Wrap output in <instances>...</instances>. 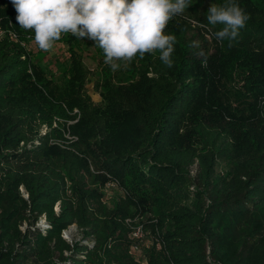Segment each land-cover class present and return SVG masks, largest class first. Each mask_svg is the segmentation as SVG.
I'll use <instances>...</instances> for the list:
<instances>
[{"label": "trees", "instance_id": "16d2710c", "mask_svg": "<svg viewBox=\"0 0 264 264\" xmlns=\"http://www.w3.org/2000/svg\"><path fill=\"white\" fill-rule=\"evenodd\" d=\"M235 2L249 16L236 40L197 47L190 19L210 25L208 8L225 0H191L167 26L173 66L159 52L136 58L126 83L103 85L100 103L82 54L93 41L62 36L61 82L29 48L0 41V264H142L126 224L138 213L161 232L145 264H264V0ZM16 15L0 0L2 25L30 40ZM222 160L231 167L219 174ZM110 180L125 192L111 207ZM72 224L95 244L72 245L63 236Z\"/></svg>", "mask_w": 264, "mask_h": 264}, {"label": "clouds", "instance_id": "9594fccd", "mask_svg": "<svg viewBox=\"0 0 264 264\" xmlns=\"http://www.w3.org/2000/svg\"><path fill=\"white\" fill-rule=\"evenodd\" d=\"M20 28L34 33V43L50 51L62 36L94 42L103 62L115 72L136 58L159 52L167 67L173 66L176 36L167 34L169 22L183 15L191 0H11ZM208 24L220 25L214 33L223 42L236 40L249 16L235 2L211 4Z\"/></svg>", "mask_w": 264, "mask_h": 264}, {"label": "rangeland", "instance_id": "374dc122", "mask_svg": "<svg viewBox=\"0 0 264 264\" xmlns=\"http://www.w3.org/2000/svg\"><path fill=\"white\" fill-rule=\"evenodd\" d=\"M206 6L199 7L200 10L205 8ZM191 10L194 8L189 6ZM192 27L189 31V37L193 39L195 45L200 47L202 50H208L209 53H213L215 50V45L217 44L214 37V30L210 25L205 23L198 22L195 19H190ZM28 48L30 53L33 56V59L36 63L41 65L47 73L53 77L57 81H63L64 79V69L70 63V53L68 49V45L64 43V41L59 40L55 43L54 47L50 51H42L40 50L34 43V37H31L30 40H27ZM83 58L85 63L88 65L91 74L90 80L87 85L88 91L94 102L100 103L102 100V89L103 85L108 84L110 82L119 83V82H127V66H122L120 70L113 72L112 77H109V73L105 72L103 69L104 64L101 62L102 59L100 55L96 52V47L94 43H88L85 45L82 50ZM45 126L43 127V130ZM231 165L227 161H220L217 167V172L219 174L225 173L229 170ZM104 193L106 194L104 197V202L107 203L108 206H112L114 204V200L119 199L124 195L122 192V188H108L104 189ZM26 225V224H24ZM37 225V223H36ZM25 227V226H24ZM23 227V228H24ZM72 229V231H71ZM66 232L63 231V236H65L69 241L77 240L82 236L81 231L75 228H71ZM150 235V234H149ZM150 236H148L147 240L144 242V252L146 253L147 249L151 248L152 240ZM110 264H116L114 262H110Z\"/></svg>", "mask_w": 264, "mask_h": 264}, {"label": "built area", "instance_id": "2783aa9c", "mask_svg": "<svg viewBox=\"0 0 264 264\" xmlns=\"http://www.w3.org/2000/svg\"><path fill=\"white\" fill-rule=\"evenodd\" d=\"M4 39H8L10 41L20 42L23 46L28 48L27 41L20 39L19 33L16 30L12 29L11 27H4L2 25L1 20H0V41L4 40ZM43 133H45V129L43 130ZM197 167H198L197 164H194L191 166V169H190L191 175H193V176L196 175ZM118 187L121 189V187L117 181L110 180L106 183L104 189L106 191V189H108V188H118ZM191 189L192 190L195 189V186H191ZM22 191L24 192L25 196H28V194L25 193V190L23 187H22ZM122 192L125 193L123 189H122ZM105 195H104V197H105ZM58 209H59V207L57 206V210ZM156 221H157V219L152 218L151 215L148 213H138V214H136L134 216H130L126 219V224L130 228L129 237L132 240L129 251L132 254V256L137 261L141 262L142 264H145L147 262V256H146V253L144 252V245L143 244L147 240L148 236L151 237V239H148V240H152L151 246L154 244L157 246V248H161V246H162V242L160 239L161 232H160L159 228L156 226L155 232H153V230L150 228V225ZM24 224H26V225H24ZM24 224L21 226V228L23 230H25V228L27 227V223L24 222ZM37 226L40 227L43 231H46V229L48 227H50V224L48 223L45 215L40 217V219L37 222ZM71 228H75L77 230L79 229L76 224H72V225H69L66 229H64V232H66L67 230H70ZM79 230L81 231V229H79ZM71 231H72V229H71ZM64 238H66V237L64 236ZM77 240L81 241V243H83V244L90 245V246L95 244L94 238H83V235L81 237H79V239H77ZM77 240H73V241L68 240V241L73 245L74 241H77ZM66 254L68 255L69 252H66Z\"/></svg>", "mask_w": 264, "mask_h": 264}]
</instances>
